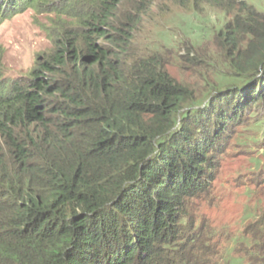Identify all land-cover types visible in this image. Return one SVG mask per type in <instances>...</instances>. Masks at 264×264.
<instances>
[{
	"label": "trees",
	"instance_id": "1",
	"mask_svg": "<svg viewBox=\"0 0 264 264\" xmlns=\"http://www.w3.org/2000/svg\"><path fill=\"white\" fill-rule=\"evenodd\" d=\"M168 4L224 13L211 52L180 56L205 76L222 65L221 86L201 98L143 43L148 16ZM28 8L50 15L51 46L25 76L0 72V264H264V208L236 238L201 212L230 134L264 108V10L0 0V22ZM251 174L259 193L264 172Z\"/></svg>",
	"mask_w": 264,
	"mask_h": 264
},
{
	"label": "rangeland",
	"instance_id": "2",
	"mask_svg": "<svg viewBox=\"0 0 264 264\" xmlns=\"http://www.w3.org/2000/svg\"><path fill=\"white\" fill-rule=\"evenodd\" d=\"M248 1L257 9L264 10V0ZM200 11L194 13L168 4L164 11H155L148 16L142 40L151 50L160 51L170 63L169 71L176 80L196 89V95L201 98L210 91L203 90L209 82L214 81L221 86L222 83L217 82L214 74L224 69L215 60H211V68L215 72L205 76L197 66L182 64L180 56L190 48L211 52L212 30L223 22L224 13L211 7H204ZM48 17L49 14L28 8L0 22V72L3 78L25 76L37 57L49 50ZM263 109L257 107L248 110L247 124L238 126L230 134L228 149L220 157L221 167L213 182L214 203L210 205L204 202L201 207L202 214L208 216L214 225L229 226L234 238L239 237L243 224L251 221L264 208V184L259 193L252 192L254 186L250 181L252 171L264 172ZM230 244L227 252L232 263L234 254L231 251L236 246L235 240Z\"/></svg>",
	"mask_w": 264,
	"mask_h": 264
}]
</instances>
